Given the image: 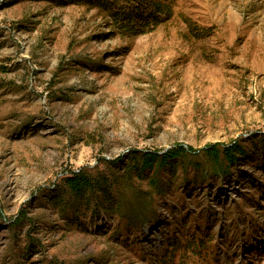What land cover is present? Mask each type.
Listing matches in <instances>:
<instances>
[{"label": "rangeland", "instance_id": "obj_1", "mask_svg": "<svg viewBox=\"0 0 264 264\" xmlns=\"http://www.w3.org/2000/svg\"><path fill=\"white\" fill-rule=\"evenodd\" d=\"M98 1L0 0V264H264V0Z\"/></svg>", "mask_w": 264, "mask_h": 264}, {"label": "trees", "instance_id": "obj_2", "mask_svg": "<svg viewBox=\"0 0 264 264\" xmlns=\"http://www.w3.org/2000/svg\"><path fill=\"white\" fill-rule=\"evenodd\" d=\"M131 1H136V5H138L144 2L145 0H99L97 4H98V8L102 10L103 13H106V15L109 18H111L115 23H117L124 29L133 30L129 19H127L126 17L125 19H121L122 17L120 18L118 17L117 14H115L116 8L120 6H124L129 2L132 3ZM149 19H152L150 21L153 22L154 26L158 25V18L156 16L155 17L152 16ZM242 151L243 149L237 148V145L226 149L219 148V146H212L209 149L204 150L203 153L209 158V161H211V163L214 162L220 164L221 162V165L218 166L220 167L218 173L223 172L224 174V172H226L229 169V167L236 162L237 157L235 155V152H239V155H242ZM174 152L173 153L167 152L162 156H155V155L153 156L145 155L144 157L141 156L138 161L137 160L134 161L131 169L132 171L133 169H135V171H138L139 173L142 174L145 173L146 171L152 172L157 168V166L160 167V169L167 168V164L170 163L172 159L178 158L179 156L182 157L183 159H188L190 155V152L183 148H179ZM217 157H220L221 161H219ZM67 182L69 188L75 194H79L87 190H90L91 192L98 191L100 193L107 194L105 193L106 189L104 188L103 184H99L97 186V189H95L94 187L91 186L92 182H88V180H86V178L83 177L71 176L70 178H68ZM134 220L135 219H133V221Z\"/></svg>", "mask_w": 264, "mask_h": 264}]
</instances>
